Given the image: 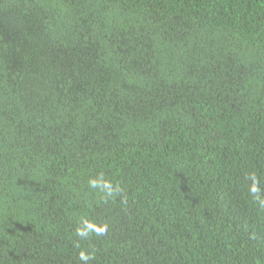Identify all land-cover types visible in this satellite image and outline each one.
Wrapping results in <instances>:
<instances>
[{
    "label": "trees",
    "instance_id": "16d2710c",
    "mask_svg": "<svg viewBox=\"0 0 264 264\" xmlns=\"http://www.w3.org/2000/svg\"><path fill=\"white\" fill-rule=\"evenodd\" d=\"M261 201L264 0H0V264H264Z\"/></svg>",
    "mask_w": 264,
    "mask_h": 264
},
{
    "label": "clouds",
    "instance_id": "9594fccd",
    "mask_svg": "<svg viewBox=\"0 0 264 264\" xmlns=\"http://www.w3.org/2000/svg\"><path fill=\"white\" fill-rule=\"evenodd\" d=\"M253 179L255 181V177L253 174ZM88 185L90 188H101L105 191L106 196L103 198L104 202H107L108 196H113L114 194H118L122 191V188L120 187L119 183L116 184L115 188H113V185L110 181H106L103 178V174H100V176L96 179H89ZM252 192H257L258 188L255 187V183L251 189ZM122 202H126V197L123 198ZM262 206H264V201H261ZM107 231V224H103L99 227V230L97 231L95 228H77V235L81 238H88L91 234L95 235H103ZM80 259L87 261L94 258V255L92 253L85 254L83 251L80 253Z\"/></svg>",
    "mask_w": 264,
    "mask_h": 264
}]
</instances>
